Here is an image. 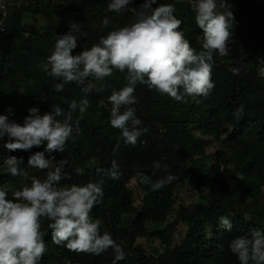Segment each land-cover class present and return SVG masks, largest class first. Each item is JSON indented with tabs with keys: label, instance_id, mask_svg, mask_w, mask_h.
Returning <instances> with one entry per match:
<instances>
[{
	"label": "trees",
	"instance_id": "1",
	"mask_svg": "<svg viewBox=\"0 0 264 264\" xmlns=\"http://www.w3.org/2000/svg\"><path fill=\"white\" fill-rule=\"evenodd\" d=\"M143 2L134 0L127 12L117 13L107 10L108 0L48 4L45 0H28V22L23 25L9 20L7 29L0 32L1 115L23 124L32 107L43 114L52 105H59L67 115L72 100L90 101L80 120V134L74 132L75 139L68 141L65 151L52 155L57 161L68 162L65 171L70 178L62 180L61 186L104 181L103 203L92 209L91 216L106 220L107 232L126 253V258L116 264H238L229 250L230 242L253 229L264 232V78L257 72L259 59L264 60V0H227V8L234 15L230 51L224 57L214 53L215 88L210 96H185L183 102H177L145 85L136 86L138 102L133 107L141 126L149 131L136 146L121 141L115 155L113 148L120 132L110 125L112 106L108 97L113 89L124 85L125 73L114 72L106 78L103 91L96 90L101 82L86 81L93 83L94 89L85 94L76 83L55 91L54 85L61 81L44 71L57 35L67 33L71 22L79 23L86 33L77 34L78 47L73 54H78L109 31L134 22ZM159 3L175 5L174 14L183 22L180 30L197 51L201 50L202 30L195 24L188 0H157L153 7ZM65 14L69 21L60 26ZM35 16L46 22L32 24ZM106 17L108 27L102 24ZM232 67L240 69L238 75L229 70ZM241 106L243 112L237 118L234 113ZM72 115L75 120L79 110ZM45 146L17 150L18 159L23 158L19 169L45 179L47 170L27 166L29 156ZM113 159L122 173L119 180L95 172L96 167L110 168ZM154 162L161 167L155 169ZM77 167L84 169L83 175L74 172ZM6 171L0 160V188L30 186L31 179L6 175ZM168 174L177 179L158 191L139 181L140 175L155 182ZM177 190H182L181 198ZM201 190L208 196L200 202L184 203L188 195ZM221 216L232 222L231 231L220 226ZM49 222L42 224L47 252L40 264H59L64 259L80 264H112V249L92 255L57 246L52 242Z\"/></svg>",
	"mask_w": 264,
	"mask_h": 264
},
{
	"label": "clouds",
	"instance_id": "2",
	"mask_svg": "<svg viewBox=\"0 0 264 264\" xmlns=\"http://www.w3.org/2000/svg\"><path fill=\"white\" fill-rule=\"evenodd\" d=\"M133 2L108 0L107 10L125 13ZM27 3L28 0H0V32L7 29L9 20L23 25L28 22L31 14L26 12ZM188 3L195 13V24L202 30L199 51L180 30L183 22L174 14L175 5L159 3L153 7L157 0H144L136 11L134 22L109 31L78 54H73L78 47L77 34L86 35L79 23L71 22L67 33L57 35L53 51L44 65V71L50 77L61 81L54 85L55 91L61 92L66 84L76 83L82 86L83 93L90 94L94 89L93 83H86L90 79L101 82L96 90L103 91L106 78L113 76L114 72L125 73L124 85L118 90L113 89L108 97L112 106L110 125L120 132V140L113 148L114 155L118 153L121 141L125 145L136 146L140 137L149 131L141 126L142 120L133 107L138 102L135 96L138 84L166 94L177 102H183L185 96L207 98L215 88L213 56L214 53L221 57L229 55L234 15L227 8V0H188ZM65 15L60 26L69 21L63 19ZM102 24L108 27L109 19L104 18ZM259 63L261 66L257 72L264 78V60L259 59ZM229 70L235 75L240 72L236 67ZM89 107L87 98L79 103L72 100L67 115L59 105H52L51 110L43 114L37 107H32L23 124L10 120L7 115H0V140L7 137L3 147L15 152L46 145L43 151L29 156L27 166L47 170L43 180L33 176L30 186L12 190L0 188V264H40L47 252L42 231L45 220L50 221L51 239L57 246L92 255H101L112 249L115 256L112 264L126 258L123 248L107 231L101 234L103 221L91 216L92 209L103 203L104 181L61 186L62 180L70 178L65 171L68 162L64 159L57 161L52 155L65 151L68 141L75 139L74 132L75 135L80 134V120ZM77 109L80 115L74 120L72 114ZM242 112L243 106L237 108L234 115L239 118ZM22 159H18L17 152L5 156L3 162L8 173L27 178L28 173L18 167ZM92 163L94 165L95 161ZM153 167L159 169L161 164L154 162ZM74 172L83 175L84 169L77 167ZM95 172L104 173L112 180H119L122 175L115 159L110 168L96 167ZM176 179L175 175L168 174L151 182L147 176H139L140 183L150 184L153 191ZM219 221L221 227L231 231L233 225L226 216H221ZM229 250L236 256L238 264H264V232L253 229L249 235L234 238ZM67 260L72 261L64 259L59 264H66Z\"/></svg>",
	"mask_w": 264,
	"mask_h": 264
},
{
	"label": "rangeland",
	"instance_id": "3",
	"mask_svg": "<svg viewBox=\"0 0 264 264\" xmlns=\"http://www.w3.org/2000/svg\"><path fill=\"white\" fill-rule=\"evenodd\" d=\"M46 3L48 4L49 1L51 0H45ZM61 0H52L51 2L52 3H59ZM45 21L42 20L40 17H34L33 20H32V24H37V25H41V24H44ZM9 102L11 101V106L13 104V99L11 100H8ZM2 114L1 110H0V115ZM10 119V118H9ZM11 120V119H10ZM7 142V137L5 136L2 140H0V160L3 161L4 157L7 156V155H10V154H16V151L15 152H9L6 148L3 147L4 143ZM213 148H210V150H212ZM213 152V151H212ZM6 175H11L10 173H8V170L6 171L5 173ZM32 174H28V177L26 179H24L25 177L23 175H20L19 178L20 179H23V180H30L32 178ZM44 178H42L41 180H43ZM27 185V184H26ZM29 186V185H28ZM181 193H182V190H177V194H178V198H181ZM208 196V192L206 190H201L197 193H194V194H190L188 195L186 198H185V201L184 203L185 204H190L191 202H200V200H203L204 197ZM96 215V214H95ZM99 218L103 221L102 225H101V232L103 231H107V226H106V220L103 219L101 216H97L96 215V219Z\"/></svg>",
	"mask_w": 264,
	"mask_h": 264
},
{
	"label": "built area",
	"instance_id": "4",
	"mask_svg": "<svg viewBox=\"0 0 264 264\" xmlns=\"http://www.w3.org/2000/svg\"><path fill=\"white\" fill-rule=\"evenodd\" d=\"M63 19H64V20L69 19V15L66 14L65 17H64ZM65 263H66V264H79V263H76V262L74 263V262H72V261H70V260H67Z\"/></svg>",
	"mask_w": 264,
	"mask_h": 264
}]
</instances>
